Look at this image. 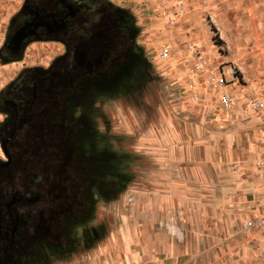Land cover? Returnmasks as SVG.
I'll use <instances>...</instances> for the list:
<instances>
[{"label":"rangeland","instance_id":"obj_1","mask_svg":"<svg viewBox=\"0 0 264 264\" xmlns=\"http://www.w3.org/2000/svg\"><path fill=\"white\" fill-rule=\"evenodd\" d=\"M22 1L0 0V48ZM108 1L130 25L131 52L97 70L93 82L63 85L62 148L70 157L63 202L71 209L84 200L90 210L79 222L64 217L63 237L75 253L47 264H93L94 256L106 263L110 233L127 216L140 223L143 212L170 243L201 245L192 263L234 242L254 252L247 264H264V232L242 225L264 216V108L251 109L264 100V0ZM62 53L60 44H33L19 63L0 59V90L19 69L47 67ZM221 77L236 109L222 106L214 86Z\"/></svg>","mask_w":264,"mask_h":264},{"label":"flooded vegetation","instance_id":"obj_2","mask_svg":"<svg viewBox=\"0 0 264 264\" xmlns=\"http://www.w3.org/2000/svg\"><path fill=\"white\" fill-rule=\"evenodd\" d=\"M131 36L128 21L108 0H23L9 18L0 48L4 64L21 62L33 44H60L64 53L47 67L19 69L0 90V264H47L52 255L75 253L62 223L87 218L90 207L72 200L75 206L66 209L63 202L70 162L62 148L63 85L79 77L95 81L97 70L115 62L107 54L97 58V49L120 44L126 54Z\"/></svg>","mask_w":264,"mask_h":264},{"label":"crops","instance_id":"obj_3","mask_svg":"<svg viewBox=\"0 0 264 264\" xmlns=\"http://www.w3.org/2000/svg\"><path fill=\"white\" fill-rule=\"evenodd\" d=\"M226 167L229 173L232 174L231 166L228 165ZM219 169L222 171V166ZM235 175L233 173L232 179L236 178ZM143 209L147 210L148 204H145ZM152 209L155 214L159 212V204H155ZM142 218V221L139 223L137 219L127 216L123 218L126 222L124 228L110 233L108 245L105 250V253L109 252L110 255L109 258L107 257L105 259L107 262L104 264H128L129 262L141 261L144 264H148V261H152L150 264H247L248 262L243 259L249 258L252 253L249 246L235 245L234 242L231 245L221 247H219V244H216L215 249L197 256L194 263H192L191 261L194 258L191 257L190 253H199L201 245L196 242L193 245L194 249L191 250L192 248L190 246H181L176 242L170 243L168 238L165 240L163 234H156L153 231V219L147 218L146 212L145 214L143 212ZM225 231L224 227L220 229V233H224ZM217 235L219 236V234ZM112 252L113 254H118V258L112 255ZM229 253L232 254L231 258L226 256ZM234 256H238L239 260H235ZM251 258L255 257L252 256ZM78 259H81L80 256H78ZM254 261L256 260L254 259ZM91 262L97 264L95 256Z\"/></svg>","mask_w":264,"mask_h":264},{"label":"built area","instance_id":"obj_4","mask_svg":"<svg viewBox=\"0 0 264 264\" xmlns=\"http://www.w3.org/2000/svg\"><path fill=\"white\" fill-rule=\"evenodd\" d=\"M201 67H199V70ZM230 75L234 77V71L230 70ZM238 81V78H237ZM226 81L221 77L217 82L214 84L216 88L221 91V103L223 108L226 110H233L236 109V98L234 93L231 91L230 86L227 85ZM252 111L260 113L264 108V100L263 99H256L251 102ZM243 228L245 230H255V231H263L264 232V216H253V217H246L243 220Z\"/></svg>","mask_w":264,"mask_h":264},{"label":"trees","instance_id":"obj_5","mask_svg":"<svg viewBox=\"0 0 264 264\" xmlns=\"http://www.w3.org/2000/svg\"><path fill=\"white\" fill-rule=\"evenodd\" d=\"M112 24L114 25V20H113V22H112ZM112 25V27L110 28V35L112 36V37H115L116 36V30H115V28H114V26ZM130 45H128V47H129ZM129 49V48H128ZM126 51V50H125ZM125 51H124V49L122 48V45H120V44H111V45H108V46H104V45H102V46H100V48L99 49H97V58H98V54H102V56L103 55H110L109 57H111V59H113V58H116V57H118L120 54H122V53H125ZM129 52V51H128ZM126 53V54H130V52L129 53ZM98 67V66H97Z\"/></svg>","mask_w":264,"mask_h":264}]
</instances>
